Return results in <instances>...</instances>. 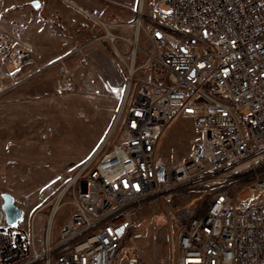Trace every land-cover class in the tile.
I'll list each match as a JSON object with an SVG mask.
<instances>
[{
	"label": "built area",
	"instance_id": "2783aa9c",
	"mask_svg": "<svg viewBox=\"0 0 264 264\" xmlns=\"http://www.w3.org/2000/svg\"><path fill=\"white\" fill-rule=\"evenodd\" d=\"M134 25L153 82L134 81L136 55L118 138L111 133L85 163L75 212L53 238L55 198L43 249L33 228L24 253L2 221L0 264H119L124 256L133 264L138 249L125 241L139 211L180 193L196 195L173 208V264H264V0H138ZM32 57L21 20L0 23V82ZM177 116L192 121L197 138L169 167L157 147ZM245 187L252 197L239 199Z\"/></svg>",
	"mask_w": 264,
	"mask_h": 264
},
{
	"label": "rangeland",
	"instance_id": "374dc122",
	"mask_svg": "<svg viewBox=\"0 0 264 264\" xmlns=\"http://www.w3.org/2000/svg\"><path fill=\"white\" fill-rule=\"evenodd\" d=\"M33 1L0 0V23L21 20L23 36L33 44L32 60L4 74L0 82V211L5 223L3 194H12L23 210V218L5 230L21 240L23 253L29 248L33 228L43 249L53 200L120 119L133 50L131 42L120 38L114 46L104 37L103 25L67 0H38L40 7ZM75 1L98 14L115 34L135 40L138 0ZM140 44L148 46L142 38ZM136 60L134 81L153 82L155 67L146 65L139 51ZM117 138L114 131L110 140ZM196 138L192 121L177 116L160 134L157 157L173 167L189 155ZM82 179L83 174L61 200L53 220V238L76 210L74 200ZM194 195H160L143 206L135 229L125 241L126 246L138 249L133 264H173V208ZM251 197L247 187L238 195L239 199ZM38 209L32 224V215ZM119 264L130 263L124 256Z\"/></svg>",
	"mask_w": 264,
	"mask_h": 264
},
{
	"label": "bare ground",
	"instance_id": "6f19581e",
	"mask_svg": "<svg viewBox=\"0 0 264 264\" xmlns=\"http://www.w3.org/2000/svg\"><path fill=\"white\" fill-rule=\"evenodd\" d=\"M68 3L77 6L81 11H83L84 13L88 14L89 16H91L92 18L96 19L101 25H103L106 28V34L104 35L105 38L109 39L110 42H112L115 46V40L120 38L123 39L125 41L131 42L133 44V50L131 52V64L134 65V61L137 55V33L135 32V40L132 41L127 37H121L117 34H115L114 32H112L109 28V24L103 20H101L100 18L97 17L96 14H92L90 13L87 9H85L84 7L80 6L79 4H77V2L75 0H70ZM133 65L130 66V70L133 69ZM138 68V67H137ZM136 70V68H135ZM115 125V124H114ZM114 127V126H113ZM111 128V130L109 131L108 135L105 137V139L112 133L114 128ZM86 164L82 167V169L59 191V193L57 194L56 199L61 201L62 198L64 197L65 193L67 192L68 188L75 182V180L77 179V177H79V175L83 172V170L85 169ZM49 217V216H48Z\"/></svg>",
	"mask_w": 264,
	"mask_h": 264
},
{
	"label": "water",
	"instance_id": "95a60500",
	"mask_svg": "<svg viewBox=\"0 0 264 264\" xmlns=\"http://www.w3.org/2000/svg\"><path fill=\"white\" fill-rule=\"evenodd\" d=\"M39 4V1H33V4ZM162 174V169L159 171V175ZM85 190V183H81V191ZM1 209L4 213L5 223L8 226L17 225L20 223L23 218V210L15 203V199L12 194L4 193L3 194V203L1 205ZM3 220V214L0 211V223Z\"/></svg>",
	"mask_w": 264,
	"mask_h": 264
},
{
	"label": "crops",
	"instance_id": "0c3cea01",
	"mask_svg": "<svg viewBox=\"0 0 264 264\" xmlns=\"http://www.w3.org/2000/svg\"><path fill=\"white\" fill-rule=\"evenodd\" d=\"M83 2V1H82ZM80 4H81V1H80ZM82 5H83V3H82ZM78 9V8H77ZM70 12H76V10H74V9H70Z\"/></svg>",
	"mask_w": 264,
	"mask_h": 264
},
{
	"label": "snow or ice",
	"instance_id": "6c2138e0",
	"mask_svg": "<svg viewBox=\"0 0 264 264\" xmlns=\"http://www.w3.org/2000/svg\"><path fill=\"white\" fill-rule=\"evenodd\" d=\"M36 7H40V5L37 3V4H36Z\"/></svg>",
	"mask_w": 264,
	"mask_h": 264
}]
</instances>
